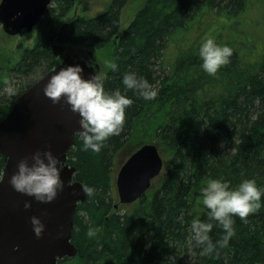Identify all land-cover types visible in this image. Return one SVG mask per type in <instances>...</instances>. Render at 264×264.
I'll use <instances>...</instances> for the list:
<instances>
[{
    "label": "trees",
    "instance_id": "obj_1",
    "mask_svg": "<svg viewBox=\"0 0 264 264\" xmlns=\"http://www.w3.org/2000/svg\"><path fill=\"white\" fill-rule=\"evenodd\" d=\"M75 1L52 0L35 28L34 45L22 47L0 79V91L6 88L0 94L1 121L22 92L60 63L67 47L93 52L110 47L118 67L101 72L103 87L133 100L121 133L109 137L99 153L82 150L78 135L67 153L74 180L94 192L77 204L71 235L76 255L64 261L264 264V206L246 222L233 217L234 235L214 254H202L191 239L193 222L209 220L201 203L208 179L230 187L252 179L264 187V37L258 34L264 12L260 20L255 16L264 10V0H145L120 33L127 0H111L95 16L64 21ZM209 36L233 49L230 62L214 76L203 71L198 55ZM127 73L154 89L155 98L145 100L138 88L126 87ZM140 141L156 143L166 164L153 189L131 206L120 205L115 158L127 144ZM5 160L0 153V174ZM212 223L210 236L216 241L223 230Z\"/></svg>",
    "mask_w": 264,
    "mask_h": 264
},
{
    "label": "water",
    "instance_id": "obj_2",
    "mask_svg": "<svg viewBox=\"0 0 264 264\" xmlns=\"http://www.w3.org/2000/svg\"><path fill=\"white\" fill-rule=\"evenodd\" d=\"M51 1L3 0L0 4L2 31L9 36L31 32ZM86 61H93L92 67ZM77 63L84 68L82 75L85 78L100 74V67L91 53L67 52L57 66L15 99L8 114L0 121V153L6 158L2 169L4 179L0 181V264H65L58 261L76 255L71 242L73 217L77 204L86 194L83 185L74 180L75 169L68 164L67 153L80 130L79 115L66 103H52L42 89L55 71ZM38 149H50L61 161L64 189L49 204L15 191L8 182L17 162L30 158ZM162 169L163 161L156 145H141L124 161L116 175L119 203L131 204L138 200ZM25 200L32 201L31 208H24ZM32 215L38 216L45 226L39 238L30 223Z\"/></svg>",
    "mask_w": 264,
    "mask_h": 264
},
{
    "label": "clouds",
    "instance_id": "obj_3",
    "mask_svg": "<svg viewBox=\"0 0 264 264\" xmlns=\"http://www.w3.org/2000/svg\"><path fill=\"white\" fill-rule=\"evenodd\" d=\"M2 3L3 0H0ZM232 54L230 46H221L211 36L204 39L198 49L203 71L213 76L230 62ZM86 63L92 67L93 61ZM108 67L115 71L118 66L110 62ZM83 71L84 68L78 63L62 67L49 76L42 90L52 103H66L73 113L79 115L80 130L77 134L82 141V150L99 153L109 137L121 133L126 118L125 109L133 104V100L118 90L106 92L103 77L94 73L85 78ZM123 83L128 88H138V94L145 100L154 99L157 94L146 82H139L133 73L125 74ZM60 165V159L50 149H38L30 158L25 157L17 162L16 170L8 182L15 191L39 203L49 204L64 189ZM3 179V174H0V181ZM84 192L91 196L94 189L87 186ZM262 197L264 187H258L255 180L245 179L235 187H230L227 181L208 179L201 189V203L207 210L209 220L193 222L191 239L195 246L200 247L205 255L214 254L218 247H227L234 235L233 217L238 216L246 222L249 214L264 206ZM23 206L25 209L31 208L32 201L25 200ZM29 219L34 234L39 238L45 228L43 222L35 215ZM212 221L223 230V235L216 241L210 236Z\"/></svg>",
    "mask_w": 264,
    "mask_h": 264
},
{
    "label": "rangeland",
    "instance_id": "obj_4",
    "mask_svg": "<svg viewBox=\"0 0 264 264\" xmlns=\"http://www.w3.org/2000/svg\"><path fill=\"white\" fill-rule=\"evenodd\" d=\"M111 0H76L74 7L69 11V13L65 16V20H69L72 17L78 16H95L98 13L102 12L104 9L108 8ZM145 0H127L125 6L121 10L120 13V29L119 33L122 32L126 26L131 22L134 18L137 11L144 5ZM260 13H256L255 16L260 20L261 13L264 12L263 8L260 7L258 9ZM219 21H223L220 19ZM225 24H229V22H224ZM261 39L264 37V28L258 31ZM36 38V30L34 29L32 32H23L20 35L9 37L5 35L0 27V79L5 75L7 69L13 67L19 59L21 48L27 47L30 48L34 45ZM76 48V47H75ZM85 49L83 46H78L76 49ZM256 50H259V44L256 47ZM75 52V51H74ZM93 52V51H92ZM94 59H96L99 64L101 71H103L111 60L112 49L109 47L99 52H93ZM6 92V88L1 89L0 94H4ZM156 144L154 142H151ZM142 142L130 143L127 144L116 156L115 158V172L113 174V181H115L116 174L123 164V162L129 157L132 151L141 145ZM160 157L163 161V164H166V158L164 157L163 151L158 148ZM161 175V174H160ZM160 175L152 182V188L155 183L159 180ZM116 193V192H115ZM131 206V204H128ZM126 205V206H128ZM133 206V205H132ZM69 264H75V262H69Z\"/></svg>",
    "mask_w": 264,
    "mask_h": 264
}]
</instances>
